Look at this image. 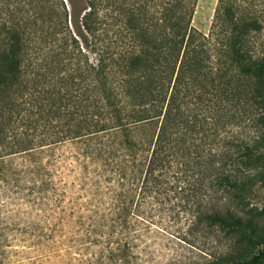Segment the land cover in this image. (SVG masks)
I'll use <instances>...</instances> for the list:
<instances>
[{"label": "trees", "instance_id": "16d2710c", "mask_svg": "<svg viewBox=\"0 0 264 264\" xmlns=\"http://www.w3.org/2000/svg\"><path fill=\"white\" fill-rule=\"evenodd\" d=\"M195 6L46 0L44 38L21 17L2 23L0 264H134L135 241L161 226L155 212H193L185 240L197 227L264 237L238 213L264 185V0H217L207 31L192 24ZM67 140L91 198L63 239L55 217L17 211L14 194L45 210L55 184L35 157L24 193L11 156ZM244 264H264V248Z\"/></svg>", "mask_w": 264, "mask_h": 264}, {"label": "rangeland", "instance_id": "374dc122", "mask_svg": "<svg viewBox=\"0 0 264 264\" xmlns=\"http://www.w3.org/2000/svg\"><path fill=\"white\" fill-rule=\"evenodd\" d=\"M216 3L217 0H196L192 24L202 31H207ZM45 5L46 0H0V38L5 35L1 28L2 23L10 22L13 17L27 20L29 35L44 38L50 24ZM53 20L57 22L59 16L54 14ZM77 151H79L78 143L67 140L45 146L41 152H35L34 156L26 158L20 154L11 156L12 165L22 179L24 193L32 186L29 180L35 172L31 170V166L35 165V157L44 164L43 171L46 170L55 184V189H51L44 199L45 210L30 207V203L25 202L24 197L20 198L21 196L14 194L19 198H15L17 211L30 212L28 219L34 218L36 212H41L45 221L49 216L55 217L61 230L66 231L63 239L67 238L68 233L77 231L78 208L84 213L90 212L81 206L90 201L91 194L90 190L85 191L83 188L82 175L85 174V170L82 157L77 155ZM43 177H46L44 172ZM77 197L80 199L76 200ZM243 204L247 208H252V212L238 213L251 218L257 230L264 236V185L259 182L253 185ZM61 215L64 217L63 221L59 220ZM155 215L161 226L148 234L147 241L143 239L135 241L134 250L139 252V256L134 264H208L210 261H216V258H220L229 250L234 251L232 257L222 260L221 264H244L252 254L264 248V237L254 236L250 242L238 241L234 236L226 237L223 230L204 227L187 230L188 240H185L179 235L188 229V218L192 217L193 212H155ZM66 244L67 241L64 240L59 244V248H63ZM89 251L98 252L99 246L95 244L89 248ZM67 261V258L61 257L60 261L54 258L43 264H70Z\"/></svg>", "mask_w": 264, "mask_h": 264}]
</instances>
